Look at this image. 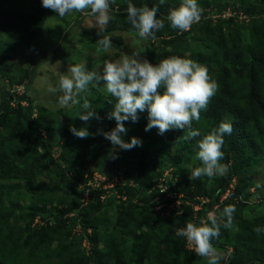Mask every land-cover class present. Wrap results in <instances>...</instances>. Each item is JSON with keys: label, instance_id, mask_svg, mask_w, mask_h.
<instances>
[{"label": "trees", "instance_id": "trees-1", "mask_svg": "<svg viewBox=\"0 0 264 264\" xmlns=\"http://www.w3.org/2000/svg\"><path fill=\"white\" fill-rule=\"evenodd\" d=\"M129 2L137 7L145 4L158 6L157 18L165 19L169 9L178 7L181 0H164L163 4L160 0H115L120 4L110 5L112 19L103 34L138 32L127 20L125 9ZM197 3L204 9L199 22L181 32L172 29L165 19L164 28L155 32L154 39L159 42L161 59L179 56L197 61L207 67L210 77L218 84L207 110H201L200 114L209 124L208 129H203L199 121H193L192 127L198 129L201 136L185 140L187 130L174 129L170 137H176L175 141H179L189 154L195 155L196 142L203 135L218 127L221 121L231 123L233 131L230 135L225 134L221 149L224 153L221 163L227 164L230 171L225 184L204 195L191 192L188 180L175 182L176 185L170 181L168 191L185 196L181 199L182 213L172 210L166 214L167 208L157 211L154 197L161 196L160 204L167 206L176 201L155 187L158 180L165 177L169 166L175 169L174 176L181 173L182 166L178 160L169 161L164 156L160 159L159 153H142L135 158L136 162L133 160L128 167L115 172L116 178L120 173L125 176L124 185L110 190L92 187L89 183L95 182L96 174L92 168L103 163L101 156L106 151L103 135L97 130H110L114 119L109 120L107 113L112 110L115 100L97 89V97L90 103L101 119L92 118L87 123L80 121L76 128L86 127L93 135L87 139L77 138L71 135L69 127H61L62 115L57 116L43 108L37 110L28 96L38 75V65L28 76L25 92L19 95L6 92L0 105V264H144L147 259L149 264H200L202 257L188 249L186 238L178 236L177 230L186 227L188 222L199 225L207 214L206 209L225 193L231 177L237 176L246 183L245 170L262 161L264 0H197ZM226 11L235 14L222 18ZM239 17L245 18L238 21ZM52 18L65 19L69 23L74 20L66 32L78 26L79 38L91 47L100 48L96 44L100 38L97 29L83 26L86 15L82 12L61 18L42 7L41 0H0V25L6 26L5 31L11 27V31L17 33L16 40H13L17 47L18 43L19 47L35 46L43 30L52 24L53 21L49 22ZM67 40L65 36L64 41ZM63 42L37 64L66 59L62 55L66 49ZM69 45L71 42L68 41L66 47ZM121 49L117 48L118 51ZM0 73L10 80L11 89H15L12 75L1 67ZM36 110L38 115L34 117ZM57 129L63 131L60 151L54 149ZM57 153L59 161L53 156ZM46 166H52L56 179L65 188L50 179L51 172H44ZM101 173L108 175L104 171ZM167 178L170 180L169 176ZM22 183L27 184L31 200L29 211L19 214L17 204L11 201L7 205L4 196L7 195V185L18 189ZM183 183H187L186 188ZM114 189L123 192L122 198L126 201L120 203L116 219L112 220L103 199ZM61 191L67 192L61 194ZM87 192L89 200L86 199ZM197 197H208L211 201L205 210L196 213L187 201L194 202ZM38 219L45 224H37ZM252 222L264 227V215ZM127 223L128 233L123 230ZM142 226L148 229L147 233L131 230ZM230 230L221 224L220 238L212 241L223 252L229 247L234 248L226 263L264 264V240L259 244L249 233L248 237L238 235L236 241L226 242ZM130 235L132 242L129 241Z\"/></svg>", "mask_w": 264, "mask_h": 264}, {"label": "clouds", "instance_id": "clouds-1", "mask_svg": "<svg viewBox=\"0 0 264 264\" xmlns=\"http://www.w3.org/2000/svg\"><path fill=\"white\" fill-rule=\"evenodd\" d=\"M114 3L115 0H41L42 7L52 10L61 18L73 12L90 10L87 14L94 19L97 36L100 37L96 44L104 50L112 46L110 36L102 34L112 19L110 5ZM163 3L164 0H160V4ZM158 11V6L145 4L137 7L131 2L125 9L128 22L142 39H154L155 32L164 28L165 19L172 29L188 31L201 20L204 9L197 0H181L178 7L169 9L165 19L157 18ZM90 86L105 91L115 100L112 110L107 113L109 120H115V127L108 131L97 130L98 134L111 142L112 158H117V149L131 150L142 146L138 137L133 136L130 141L122 137L128 132L124 122H138L140 113L145 111L148 121L145 131L156 128L158 134L163 135L174 129L187 130L185 140L201 136L192 123L201 119V110H207L218 89L207 67L197 61L170 56L153 64L146 58L141 59L139 52L133 51L131 54L124 53L119 59L105 58L95 70H89L86 64H70L50 91L59 95L62 106L78 104V117L87 123L92 118L101 119L87 98L91 95ZM69 131L80 139L93 135L86 127L78 129L70 125ZM232 131L231 123L221 121L218 127L196 142L195 159L200 161V165L194 168L191 164L187 166L190 180L202 176L211 179L227 173L228 165L221 163L224 158L221 149L225 134L230 135ZM262 187L264 185L260 182L256 183V188ZM235 211L234 205H226L217 217L216 210H213L208 213L207 220H200L199 225L188 222L186 227L177 230V235L186 237L188 243L194 246L195 253L207 258L208 264H219L223 257L212 241L220 238L221 223L224 228L233 226ZM253 231L264 233V227H255Z\"/></svg>", "mask_w": 264, "mask_h": 264}, {"label": "rangeland", "instance_id": "rangeland-1", "mask_svg": "<svg viewBox=\"0 0 264 264\" xmlns=\"http://www.w3.org/2000/svg\"><path fill=\"white\" fill-rule=\"evenodd\" d=\"M119 4L120 3H115L116 6ZM88 12H90V10H86L85 12H83V14L86 15L83 26L96 29L94 25V19L87 14ZM234 14V12L226 11L221 17L229 18ZM213 18L216 17L213 16ZM244 18L245 17H239L238 21H241ZM49 22H52V24ZM49 22V26L43 30L42 36L36 42L35 46H32L31 48H26L23 46L19 47V43L17 47V43H13V40H16L17 38V33L12 32L10 29L11 27L7 29V31H5L6 26L3 27L2 25H0V67L3 68L5 72L10 73L15 81V89L12 90V86H10V80H8V78H6L5 76H2L0 73V105L6 92H12L18 95L25 92L28 76L31 70L39 65V68L37 69V78L33 82V85L28 92V96L34 102V106L37 108V110L43 108L52 111L53 113L57 114V116L62 115L60 120L61 127H69L70 125H74L75 127H77L78 123L81 121L78 117L80 106L78 104L73 105L71 103L67 106L60 105L59 95L50 91V88L56 85L60 74L67 72V68L70 64H86L89 70H95L105 58L119 59L124 55V53L130 54L126 52V47H128V50H130V52H139L141 59L146 58L153 64H156L159 60H161L159 54V42L155 39L150 38L142 39L139 36L138 32L132 34L126 32H112L110 34H102L109 35L112 43V46L109 49L104 50L101 48L91 47L89 43H84L85 41L83 42V39L81 40L79 38L80 36L78 33V26L71 28V31L67 30V33L66 29L70 28L69 26H72L74 24V20H71L69 23L66 22L65 19L55 20L52 18L49 20ZM65 36L68 38L66 42L64 41ZM50 41H52V43ZM68 41L71 42V45L66 47ZM61 42H63L62 44L64 46V49L66 48L65 51H62V55L66 59L54 60L50 62L48 61L44 64H37L43 62V57L51 54L56 48H58ZM10 46H12V48H10ZM69 47L71 50L70 54ZM119 47H122L121 51L117 50V48ZM29 57L33 58L32 61H30ZM12 66L15 67L12 68ZM96 90L97 89L95 87H91V95H88L87 97L89 101H93V99L97 97ZM102 93H105V91H102ZM15 104L16 103L14 102L12 103L13 106H15ZM23 106H26V103H24ZM37 110L34 112V117H37L38 115ZM202 118L203 116L201 115L199 124L203 129H208L209 124L204 122ZM147 122L146 111L144 113H140L138 122H124L125 127L128 129V132L122 138L125 141H130L131 137H138L142 141V146L134 147L131 150L117 149V158H112L110 150L113 146L111 145V142L109 140L102 136L103 145L106 146V151L104 152L105 155L101 156V160H103V163H99V165L92 168V170H96L97 178H105V176H107L109 177V179H115V174L117 173L116 171H121V169L128 167L133 160L136 162L135 158L137 156H140L142 153H159L160 159L164 156L169 161H180V164L182 166L181 173L174 176L173 170L175 169L169 166L166 169L164 176H169L170 180L175 181L176 184L180 181H190L187 183L189 184L188 187L191 192L206 195L207 192L210 193V191H212L219 185L223 183L225 184L230 174L229 169L224 176H215L211 179L206 176H202L200 178L190 180V169L187 166L191 164L194 168L200 165V161L195 159V155L189 154L188 150L185 149L179 143V141H175L176 137H170L172 136L170 134L171 130L163 135H159L156 128H152L150 131H145ZM115 123V120H113L110 129L115 127ZM62 134V130H56L54 149L59 150V148H61L59 143L62 141ZM262 150L261 163L253 168L245 170L246 172L245 174H243L247 182L242 183L239 177L232 176L225 193L221 195L228 196L229 193V197L227 199L228 204L232 202L231 200L234 201V198H236V200L238 201L234 203L236 211L233 214V226L231 227L229 233L230 238H227L225 240L226 242H228V240L236 241L238 235L248 237V234L252 233L255 241L259 242V244L263 243L264 233L257 234L256 232H254L253 229L259 226L253 225L252 222L253 219L264 215V187L256 188L257 182H260L262 185H264V143H262ZM134 153H137V155L134 156ZM58 154L59 153L53 155L54 159L57 161L60 160V156L58 157ZM101 171L106 172V174L108 175H103ZM44 172L46 174L51 172L50 179L53 180V182L60 184L59 180L56 179L55 173L52 172V166H46L44 168ZM122 175L123 174L120 173V176ZM101 182L105 186L109 185L107 180L102 179L99 183L101 184ZM117 182L119 181L115 180V183ZM187 183L182 184L184 188H186ZM6 184L7 183H5V185ZM20 186L21 187L18 189H13V187L7 185V188H5V192L7 195H5L4 198L7 205H9L11 201L17 204V212L19 214H22L27 213L30 209L28 205H30L31 195L26 190L27 184L22 183ZM61 187L65 188L64 185H61ZM66 192L67 191H61V194ZM123 195V192L121 193L118 189H114L103 199L105 210L110 212L112 220L116 219V215L119 212L118 207L120 203L126 201V199L122 198ZM37 224L43 225L45 223H42L38 219ZM21 225H24V223H21ZM124 228L123 230L128 233V223L125 224ZM131 230H137L139 232L147 233L148 229L142 226L137 229L134 227ZM132 240V235H130L129 241L132 242ZM55 247L56 245H54V248ZM218 251L222 254L223 257L219 261V264H227V256L229 255L228 251ZM144 264H149V260H144ZM200 264H208L207 258L202 257Z\"/></svg>", "mask_w": 264, "mask_h": 264}, {"label": "built area", "instance_id": "built-area-1", "mask_svg": "<svg viewBox=\"0 0 264 264\" xmlns=\"http://www.w3.org/2000/svg\"><path fill=\"white\" fill-rule=\"evenodd\" d=\"M167 177L168 176H165L163 178H160L158 180L157 184H156L157 186H155V187L156 188H159L161 193H166L167 196L171 197L172 199H175L176 201H175V203H172L169 206H167L166 204H160L161 196H156L153 199V202L154 203H157L155 210L159 211L160 209L167 208L166 209V214L170 213L172 210H175L178 214H181L182 213V210H180V209H182L181 207H182V203H183L181 201V199H183V198L185 199V196H184V194H178L176 192L170 193L168 191L169 190L170 181H172V183L174 185H176V184H175V181L169 180ZM102 179L107 180L108 183H109V185L108 186H105L101 182V184H102V186H101V184L99 182ZM115 180H117L119 182L115 183ZM125 183H126V179L124 178L123 175L117 177L116 179H109V177H107V176L105 178H97V174H95V182H90L89 185H91L92 187H96V188L103 187L105 190H110V189H113V188H115V187H117L119 185H124ZM131 186L135 187V184L131 183ZM154 189L155 188L153 187V190ZM153 190H150V193H152ZM88 196L89 195H88V192H87V194H86V197H87L86 199L87 200H89L88 199ZM228 197H229V193H228V196H221L220 199H219V201L217 203L213 204L211 206V208L208 207V209H206V205H208L210 203V201H211L210 198H208V197H197V198H195L193 200L194 202L187 201V205L192 206L193 211H195L196 213L197 212H202L203 210L206 209L207 210V214H206L204 220H207L208 213L211 212V211H213V210H216V215H217V217H219L218 211L220 210V208H222L223 205H225L226 203H228L227 202ZM123 199H126V198H123ZM231 201H232L231 203H233V204L236 203V202H238L236 200V198H234V201L235 202L233 200H231ZM134 202L135 203H140L138 200H135ZM187 246H188V249L189 250H191V251H193L195 253L194 246H191L188 243V241H187ZM228 253H229V255L231 253H233V248L232 247H229L228 248ZM229 255L227 256V259H228Z\"/></svg>", "mask_w": 264, "mask_h": 264}, {"label": "water", "instance_id": "water-1", "mask_svg": "<svg viewBox=\"0 0 264 264\" xmlns=\"http://www.w3.org/2000/svg\"><path fill=\"white\" fill-rule=\"evenodd\" d=\"M126 52H128V53H132V51L130 52V50H128V47H126Z\"/></svg>", "mask_w": 264, "mask_h": 264}]
</instances>
